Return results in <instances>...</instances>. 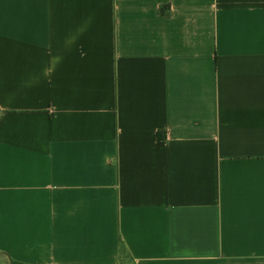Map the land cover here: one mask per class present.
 <instances>
[{
    "label": "crops",
    "instance_id": "1",
    "mask_svg": "<svg viewBox=\"0 0 264 264\" xmlns=\"http://www.w3.org/2000/svg\"><path fill=\"white\" fill-rule=\"evenodd\" d=\"M264 264V0H0V259Z\"/></svg>",
    "mask_w": 264,
    "mask_h": 264
},
{
    "label": "rangeland",
    "instance_id": "2",
    "mask_svg": "<svg viewBox=\"0 0 264 264\" xmlns=\"http://www.w3.org/2000/svg\"><path fill=\"white\" fill-rule=\"evenodd\" d=\"M0 264H8L7 259L1 257Z\"/></svg>",
    "mask_w": 264,
    "mask_h": 264
},
{
    "label": "trees",
    "instance_id": "3",
    "mask_svg": "<svg viewBox=\"0 0 264 264\" xmlns=\"http://www.w3.org/2000/svg\"><path fill=\"white\" fill-rule=\"evenodd\" d=\"M8 260H9V264H22V263L14 261L12 259H8Z\"/></svg>",
    "mask_w": 264,
    "mask_h": 264
}]
</instances>
